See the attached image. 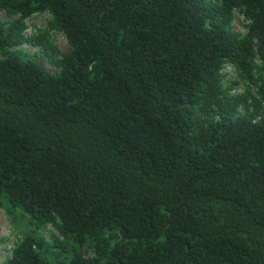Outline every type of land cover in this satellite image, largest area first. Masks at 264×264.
<instances>
[{
	"label": "trees",
	"instance_id": "trees-1",
	"mask_svg": "<svg viewBox=\"0 0 264 264\" xmlns=\"http://www.w3.org/2000/svg\"><path fill=\"white\" fill-rule=\"evenodd\" d=\"M0 206L3 264H264V0H0Z\"/></svg>",
	"mask_w": 264,
	"mask_h": 264
},
{
	"label": "rangeland",
	"instance_id": "rangeland-1",
	"mask_svg": "<svg viewBox=\"0 0 264 264\" xmlns=\"http://www.w3.org/2000/svg\"><path fill=\"white\" fill-rule=\"evenodd\" d=\"M49 17L48 13H39L28 18V27L25 34L27 36L37 34L39 28L46 27ZM246 23L247 20L244 15L237 11L231 22V29L239 34H244L247 28ZM52 39L54 44L61 50H67L69 48L68 41L63 33L53 32ZM18 48L24 49L27 57L39 62L46 70L52 73L58 72V68L48 60L44 52L37 46L26 43L17 47V49ZM224 72L227 75L226 79H234L237 76L235 69L230 65L225 67ZM242 86L241 84L238 88L242 89ZM27 221L26 215H23L20 210H15L10 216L6 209L0 206V264H3L12 255L16 242L29 230V223ZM40 232L48 240H51L50 232L58 235L57 229L52 225H48L45 229H41Z\"/></svg>",
	"mask_w": 264,
	"mask_h": 264
},
{
	"label": "built area",
	"instance_id": "built-area-1",
	"mask_svg": "<svg viewBox=\"0 0 264 264\" xmlns=\"http://www.w3.org/2000/svg\"><path fill=\"white\" fill-rule=\"evenodd\" d=\"M243 87V86H242ZM239 89V88H238ZM235 90V91H233V93H235V92H241L242 90H243V88L242 89H239V90Z\"/></svg>",
	"mask_w": 264,
	"mask_h": 264
}]
</instances>
